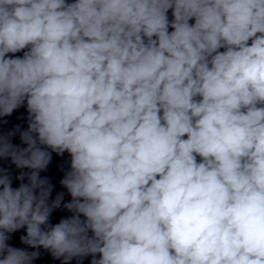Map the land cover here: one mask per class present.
<instances>
[{
	"label": "clouds",
	"instance_id": "9594fccd",
	"mask_svg": "<svg viewBox=\"0 0 264 264\" xmlns=\"http://www.w3.org/2000/svg\"><path fill=\"white\" fill-rule=\"evenodd\" d=\"M25 104L0 264H264V0H0V117Z\"/></svg>",
	"mask_w": 264,
	"mask_h": 264
}]
</instances>
